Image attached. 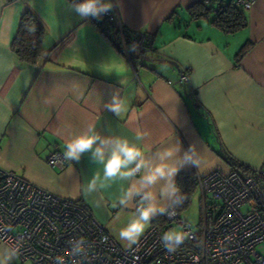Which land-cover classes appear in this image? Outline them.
<instances>
[{
    "label": "crops",
    "instance_id": "0c3cea01",
    "mask_svg": "<svg viewBox=\"0 0 264 264\" xmlns=\"http://www.w3.org/2000/svg\"><path fill=\"white\" fill-rule=\"evenodd\" d=\"M238 1L113 0L110 13L123 27L153 37L150 52L143 60L132 52L131 63L106 36L111 29L102 33L93 19L78 16L69 0H0V168L55 195L82 201L125 248L118 232L134 209L112 205L127 184L104 181L106 187L86 194L83 188L94 175L103 181V167L90 154L64 171L46 162L55 148L65 151L66 142L89 125L102 137L132 142L137 133H145L142 147L149 154L177 141L185 148L195 145L199 170L188 166L177 177L230 171L221 151L246 170L242 175L262 167L264 0H255L250 9L239 5L247 25L233 34L210 20H192L187 11L197 2L214 7ZM25 12L45 30L33 65L21 64L11 50ZM183 73L188 81L181 85ZM114 91L128 103L123 119L104 107ZM12 264L31 263L16 258Z\"/></svg>",
    "mask_w": 264,
    "mask_h": 264
},
{
    "label": "built area",
    "instance_id": "2783aa9c",
    "mask_svg": "<svg viewBox=\"0 0 264 264\" xmlns=\"http://www.w3.org/2000/svg\"><path fill=\"white\" fill-rule=\"evenodd\" d=\"M254 2L240 0L236 4L250 9ZM90 18L107 19L116 25L122 50L130 62L133 48L142 60L150 52L152 35L123 27L110 12ZM178 79L184 85L188 76L183 73ZM63 153L55 148L47 156V164L58 171L74 165V161L64 160ZM196 183L201 206L197 229L177 211L172 218L159 215L139 244L126 250L82 201L55 195L0 168V240L20 249V263L53 264V258L61 255L66 264H73V257L66 255L70 250L68 241L82 237L87 257L75 258L76 264H193V256L200 257L198 264H264V254L259 250L264 249V164L246 175L232 170L196 175ZM185 224L191 226L192 238L176 253H168L161 244V235ZM199 242L202 246L198 247Z\"/></svg>",
    "mask_w": 264,
    "mask_h": 264
},
{
    "label": "clouds",
    "instance_id": "9594fccd",
    "mask_svg": "<svg viewBox=\"0 0 264 264\" xmlns=\"http://www.w3.org/2000/svg\"><path fill=\"white\" fill-rule=\"evenodd\" d=\"M114 6L113 0H80L69 5L83 18H99L110 12ZM104 107L120 119L128 112V103L120 96L119 91L113 92ZM145 135L137 133L135 142L121 137H102L94 125H89L85 131L66 142L63 153L65 161L79 162L85 154H90L89 158L93 163L102 165L103 181L99 173L94 175L83 188L86 194L106 187L104 181L119 180L127 184L126 187H121V194L112 205L114 208L134 209L126 225L118 232V239L126 250H132L139 244L155 217L176 216V209L183 205L186 199L176 177L188 166H195L199 170V154L195 145L190 144L185 148L182 142L177 141L149 154L142 147ZM190 227L185 224L181 229L172 228L161 235V244L168 253H176L187 239L192 238ZM106 240L105 237L104 241ZM0 244H3L2 240ZM68 244L70 250L66 255L73 257V264H76L75 258L87 257L84 238L70 239ZM197 246H202V242ZM19 253L18 247L4 245L0 250V264H12ZM199 259V256H193V264H198ZM53 264H66L65 257L57 255L53 258Z\"/></svg>",
    "mask_w": 264,
    "mask_h": 264
},
{
    "label": "trees",
    "instance_id": "16d2710c",
    "mask_svg": "<svg viewBox=\"0 0 264 264\" xmlns=\"http://www.w3.org/2000/svg\"><path fill=\"white\" fill-rule=\"evenodd\" d=\"M11 2L13 0H6ZM192 20L205 19L210 20V24L220 29L225 34H233L236 31L246 27L247 21L245 11L234 2L217 3L216 6H210L205 2H197L187 9ZM97 27L105 33L111 29V35H106L115 47L122 49L120 33L116 25L105 19L102 21L94 20ZM45 30L39 21L30 13L25 12L19 22L16 35L11 43V50L17 60L23 65H33L36 63L39 50L44 42ZM248 46H244L237 56L239 61L246 53ZM219 157L234 172H246L245 169L232 157L224 152L218 153ZM178 183L182 186L183 193L186 197L183 205L176 209L178 213L188 208L191 197L196 192V176L193 173L181 174L177 177ZM157 218L154 220L156 221ZM153 221V222H154Z\"/></svg>",
    "mask_w": 264,
    "mask_h": 264
},
{
    "label": "rangeland",
    "instance_id": "374dc122",
    "mask_svg": "<svg viewBox=\"0 0 264 264\" xmlns=\"http://www.w3.org/2000/svg\"><path fill=\"white\" fill-rule=\"evenodd\" d=\"M180 216L183 220L188 222L197 229L201 220V206H200V194L196 191L191 197L190 204L187 209L180 212ZM264 254V249H259Z\"/></svg>",
    "mask_w": 264,
    "mask_h": 264
},
{
    "label": "water",
    "instance_id": "95a60500",
    "mask_svg": "<svg viewBox=\"0 0 264 264\" xmlns=\"http://www.w3.org/2000/svg\"><path fill=\"white\" fill-rule=\"evenodd\" d=\"M169 64L173 65L175 68H178L177 64L174 62L169 61Z\"/></svg>",
    "mask_w": 264,
    "mask_h": 264
}]
</instances>
